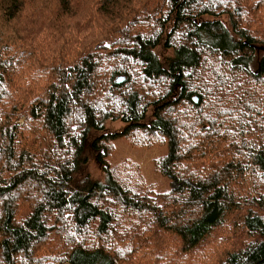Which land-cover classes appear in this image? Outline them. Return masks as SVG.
Returning a JSON list of instances; mask_svg holds the SVG:
<instances>
[{
    "label": "trees",
    "instance_id": "trees-1",
    "mask_svg": "<svg viewBox=\"0 0 264 264\" xmlns=\"http://www.w3.org/2000/svg\"><path fill=\"white\" fill-rule=\"evenodd\" d=\"M0 264H264V0H0Z\"/></svg>",
    "mask_w": 264,
    "mask_h": 264
},
{
    "label": "rangeland",
    "instance_id": "rangeland-1",
    "mask_svg": "<svg viewBox=\"0 0 264 264\" xmlns=\"http://www.w3.org/2000/svg\"><path fill=\"white\" fill-rule=\"evenodd\" d=\"M115 82L123 84L124 78L117 77ZM116 128L118 129L116 132H121V125H116ZM166 153L167 147L138 148L132 146L125 136L118 135L111 148L109 163L112 166L134 165L140 169L148 185H152L158 192H168L173 185L171 179L156 169V161L164 157ZM89 171L94 172L96 176H102L95 161H92Z\"/></svg>",
    "mask_w": 264,
    "mask_h": 264
}]
</instances>
